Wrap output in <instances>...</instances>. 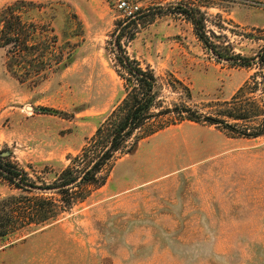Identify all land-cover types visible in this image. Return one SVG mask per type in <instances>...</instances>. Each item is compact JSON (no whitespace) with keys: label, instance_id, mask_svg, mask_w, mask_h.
<instances>
[{"label":"rangeland","instance_id":"rangeland-1","mask_svg":"<svg viewBox=\"0 0 264 264\" xmlns=\"http://www.w3.org/2000/svg\"><path fill=\"white\" fill-rule=\"evenodd\" d=\"M179 5L198 10L207 37L233 56L264 47V0H0V12L13 6L37 27L46 54L43 64L16 63L22 83L0 48V152L36 186L62 184L71 158L125 98L119 35L127 56L157 78L160 110L171 111L151 121L168 122L165 130L115 153L101 183L81 187L84 202L0 240V264H264V136L238 133L264 120V73L220 60ZM156 7L163 11L125 28L130 14ZM183 108L203 120L235 124L226 115L241 110L249 118L231 131L182 120ZM20 194L0 177V199Z\"/></svg>","mask_w":264,"mask_h":264},{"label":"trees","instance_id":"trees-1","mask_svg":"<svg viewBox=\"0 0 264 264\" xmlns=\"http://www.w3.org/2000/svg\"><path fill=\"white\" fill-rule=\"evenodd\" d=\"M161 11H163L162 7L148 9L143 12L137 10V12L126 18L125 28L130 27L133 23L136 24L137 21L147 19L151 14H154L153 12L159 13ZM197 11L184 5L177 7V12L189 18L199 39L215 56L220 60L230 61L240 66L250 67L254 64L259 67L260 72L258 74L264 73V47L257 56L250 59L239 55H231V48L220 46L207 37L204 22L196 16ZM38 34L37 27L34 24L25 22L15 7L9 6L0 12V48L9 49L7 69L14 78L22 83L25 80L22 74L15 71L16 63L20 59H31L43 64L46 58L45 52H40L38 41L42 40H38ZM122 38L123 34L119 35L114 45L118 52L116 59L129 75L124 78L127 82L126 96L100 123L94 137L88 142L81 154L71 158L74 167L61 174L62 184L44 188L36 186L28 178L26 172L9 162V156H4V152H0V177L10 186L22 192L17 196L9 195L0 199V240L30 233L36 228L58 220L63 213L70 210L76 203L85 201L87 196L80 191L81 187L101 183L98 175L112 160L115 153L125 151L126 154H130L136 149L140 141L167 128L168 122L166 124L162 121L159 126L151 124V121L156 117H165L171 113L169 109L160 110L162 103L158 101L159 85L157 78L151 70H143L139 64L127 56V53L122 50ZM50 43L49 47L54 50L55 40H51ZM44 45L46 46V44ZM59 63L60 61L56 62V64ZM41 73V69L35 72L37 77H41ZM260 84L256 82V88ZM154 108L158 109V112H152ZM260 112L264 116V110ZM245 113L244 110H241L239 113L230 112L227 114L226 117L235 123L231 124L213 118H204L203 120L202 117L196 116L191 109L183 108L181 114H187V116H182L181 119L195 123L207 121L217 126L224 125L226 129L235 131L239 121H245L249 118ZM238 133L250 139L262 137L264 136V120L255 132L238 131ZM31 188L50 191L38 192L31 190ZM36 193L57 194L60 198L56 200L45 196H28Z\"/></svg>","mask_w":264,"mask_h":264},{"label":"water","instance_id":"water-1","mask_svg":"<svg viewBox=\"0 0 264 264\" xmlns=\"http://www.w3.org/2000/svg\"><path fill=\"white\" fill-rule=\"evenodd\" d=\"M31 190H35V191H38V192H49L50 190H42V189H32Z\"/></svg>","mask_w":264,"mask_h":264},{"label":"built area","instance_id":"built-area-1","mask_svg":"<svg viewBox=\"0 0 264 264\" xmlns=\"http://www.w3.org/2000/svg\"><path fill=\"white\" fill-rule=\"evenodd\" d=\"M133 14V13H132ZM131 15V14H130Z\"/></svg>","mask_w":264,"mask_h":264}]
</instances>
